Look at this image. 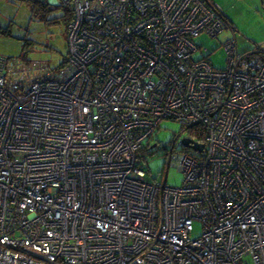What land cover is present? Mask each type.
<instances>
[{
    "label": "built area",
    "instance_id": "2783aa9c",
    "mask_svg": "<svg viewBox=\"0 0 264 264\" xmlns=\"http://www.w3.org/2000/svg\"><path fill=\"white\" fill-rule=\"evenodd\" d=\"M61 1L59 68L0 55V264H264V50L194 58L235 31L214 0ZM163 120L191 143L158 178Z\"/></svg>",
    "mask_w": 264,
    "mask_h": 264
},
{
    "label": "rangeland",
    "instance_id": "374dc122",
    "mask_svg": "<svg viewBox=\"0 0 264 264\" xmlns=\"http://www.w3.org/2000/svg\"><path fill=\"white\" fill-rule=\"evenodd\" d=\"M51 7L47 16L34 13L29 0H0V24L8 27V34H0V55L25 59L30 63L41 62L50 69H57L69 53V42L66 34L67 25L62 21L64 13L61 0H46ZM226 12L232 21V29L225 30L219 38H210L202 34L195 38L201 48L193 53L194 58L207 56L205 49L212 53L208 58L215 67L225 68L228 65V54L224 41L236 36L240 52L254 48L264 50V0H214ZM40 74L45 77L46 69ZM187 135L181 123L174 120H163L161 128L155 134L158 143L156 152H146L142 166L149 170L152 177H160L168 162L167 150L173 146L181 147L182 138ZM184 173L175 165L167 171L170 185L180 186ZM202 232V222H194L193 238Z\"/></svg>",
    "mask_w": 264,
    "mask_h": 264
},
{
    "label": "trees",
    "instance_id": "16d2710c",
    "mask_svg": "<svg viewBox=\"0 0 264 264\" xmlns=\"http://www.w3.org/2000/svg\"><path fill=\"white\" fill-rule=\"evenodd\" d=\"M29 1L32 4L34 13L43 14L44 15L43 17L47 16L49 11L51 10L50 4L46 0H29ZM63 9H64V13L62 15V21L65 22L67 25L73 17V12H72V8H70L69 6L63 5ZM8 33H9L8 27H4L2 24H0V34H8ZM156 147L157 146H155V144H152L148 150V153H151V150L152 152L153 151L156 152L155 149Z\"/></svg>",
    "mask_w": 264,
    "mask_h": 264
},
{
    "label": "water",
    "instance_id": "95a60500",
    "mask_svg": "<svg viewBox=\"0 0 264 264\" xmlns=\"http://www.w3.org/2000/svg\"><path fill=\"white\" fill-rule=\"evenodd\" d=\"M182 144H184L185 146L189 145L191 143V139L189 137H184L182 138ZM194 147L198 150H202L203 149V144H194Z\"/></svg>",
    "mask_w": 264,
    "mask_h": 264
},
{
    "label": "crops",
    "instance_id": "0c3cea01",
    "mask_svg": "<svg viewBox=\"0 0 264 264\" xmlns=\"http://www.w3.org/2000/svg\"><path fill=\"white\" fill-rule=\"evenodd\" d=\"M234 28V27H233Z\"/></svg>",
    "mask_w": 264,
    "mask_h": 264
}]
</instances>
